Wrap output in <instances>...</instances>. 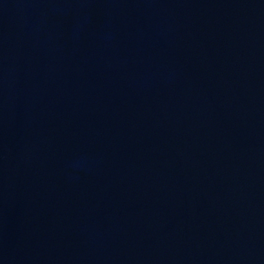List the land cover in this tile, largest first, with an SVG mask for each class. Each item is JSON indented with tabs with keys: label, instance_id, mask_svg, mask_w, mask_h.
Segmentation results:
<instances>
[{
	"label": "water",
	"instance_id": "95a60500",
	"mask_svg": "<svg viewBox=\"0 0 264 264\" xmlns=\"http://www.w3.org/2000/svg\"><path fill=\"white\" fill-rule=\"evenodd\" d=\"M0 264H264V0H0Z\"/></svg>",
	"mask_w": 264,
	"mask_h": 264
}]
</instances>
